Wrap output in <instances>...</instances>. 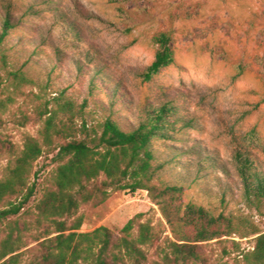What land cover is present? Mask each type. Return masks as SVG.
Returning a JSON list of instances; mask_svg holds the SVG:
<instances>
[{
    "label": "rangeland",
    "instance_id": "374dc122",
    "mask_svg": "<svg viewBox=\"0 0 264 264\" xmlns=\"http://www.w3.org/2000/svg\"><path fill=\"white\" fill-rule=\"evenodd\" d=\"M7 10L14 27L0 44V178L28 136L45 144L50 115L57 129L86 125L100 134L108 117L130 129L140 112L168 102L173 137L157 138L155 149L165 159L172 145L192 169L199 161L205 168L197 182L169 166L162 179L185 185L183 202L194 200L232 215L244 231L264 233V199L244 198L234 162L242 152L264 168V0H0V27ZM161 31L171 34L175 58L145 81L141 74L154 60L153 38ZM53 140L64 137L54 134ZM49 150L44 145L34 165L36 193L20 226L33 219L58 165L56 151ZM138 213L161 231L148 249L147 264H157L158 245L174 235L146 190H113L104 202L83 205L79 231L104 225L119 238ZM30 228L24 233L29 247L44 231ZM257 235L203 242L196 264H253L244 254Z\"/></svg>",
    "mask_w": 264,
    "mask_h": 264
},
{
    "label": "trees",
    "instance_id": "16d2710c",
    "mask_svg": "<svg viewBox=\"0 0 264 264\" xmlns=\"http://www.w3.org/2000/svg\"><path fill=\"white\" fill-rule=\"evenodd\" d=\"M13 27L7 10L0 27V44ZM153 39L158 50L141 74L145 81L175 58L168 31L156 33ZM173 110L168 102L143 110L138 124L130 129L108 117L100 134L90 133L86 125L77 128L75 124H65L57 129L50 115L43 130L45 144L28 136L22 150L9 158L0 178V264H147L148 249L161 239V231L142 219L144 213L131 218L119 238L104 225L88 232L79 231L83 225L79 209L85 204L104 202L113 190H146L159 206L174 239L167 237L158 245L157 264H196L201 260V243L232 234L245 237L257 233L253 249L245 252L244 258L253 264H264V233L256 228L244 231L232 215L215 214L194 200L183 202L185 185L162 179L163 170L169 166L175 175L181 177L186 171V176L193 175L197 182L205 168V163L199 161L192 169L194 166L181 161L183 152L172 145L165 159L155 149L157 138L165 141L173 137ZM79 133L83 136L79 137ZM54 134L64 140L54 144ZM44 145L50 147L48 153L56 151L58 165L36 203L33 219L23 220L20 226L25 205L36 193L37 182H31V177ZM234 162L244 198L251 202L263 200L264 168L242 152L235 154ZM222 171L227 174L225 168ZM32 226L44 231L34 236L36 244L29 247L24 233Z\"/></svg>",
    "mask_w": 264,
    "mask_h": 264
}]
</instances>
